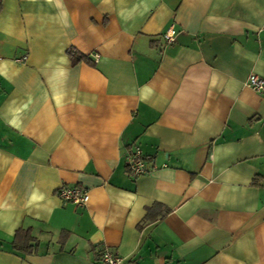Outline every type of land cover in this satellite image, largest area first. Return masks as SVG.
<instances>
[{"label": "crops", "instance_id": "obj_1", "mask_svg": "<svg viewBox=\"0 0 264 264\" xmlns=\"http://www.w3.org/2000/svg\"><path fill=\"white\" fill-rule=\"evenodd\" d=\"M251 73L264 79V0H0V264H102L103 249L117 264H264ZM63 184L87 203L60 200Z\"/></svg>", "mask_w": 264, "mask_h": 264}, {"label": "built area", "instance_id": "obj_2", "mask_svg": "<svg viewBox=\"0 0 264 264\" xmlns=\"http://www.w3.org/2000/svg\"><path fill=\"white\" fill-rule=\"evenodd\" d=\"M173 34V27H170L164 33L163 36L167 44L173 41ZM21 59H25V56ZM245 84L258 93H264V79L258 74H249L245 80ZM125 165L128 174L133 178L147 172L146 157L138 146L130 147L126 150ZM55 194L63 202H70L75 206L82 207L88 201L87 190L79 185H60L56 189ZM98 260L102 264H117L122 259L116 253L103 249L99 254Z\"/></svg>", "mask_w": 264, "mask_h": 264}, {"label": "trees", "instance_id": "obj_3", "mask_svg": "<svg viewBox=\"0 0 264 264\" xmlns=\"http://www.w3.org/2000/svg\"><path fill=\"white\" fill-rule=\"evenodd\" d=\"M68 54L70 55L73 62H77L78 60H85L86 58L82 54H78L73 50H69ZM147 217L144 218V221ZM32 236L29 233L28 229H19L15 232L12 246L16 250L24 251L31 247Z\"/></svg>", "mask_w": 264, "mask_h": 264}]
</instances>
